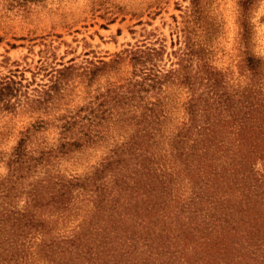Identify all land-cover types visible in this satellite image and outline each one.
<instances>
[{"label":"rangeland","instance_id":"rangeland-1","mask_svg":"<svg viewBox=\"0 0 264 264\" xmlns=\"http://www.w3.org/2000/svg\"><path fill=\"white\" fill-rule=\"evenodd\" d=\"M249 101L258 109L248 128L258 133L264 129V0H0V259L16 252L8 248L22 233L24 213L38 230L26 234L24 251L7 264H85L74 246L88 244L99 245L100 264H163L171 255L138 235L147 234L136 222L147 218L134 214L146 206L145 186L132 188L129 179L125 190L121 182L143 158L129 145L143 140L150 147L154 127V157L171 170L163 162L168 157L179 174L175 199L150 230L169 235L170 250H179L174 264H222L225 246L236 241L249 250L246 238L226 231L183 233L191 219L176 206L189 199L192 179L170 152L177 132L191 125V137H198L196 130L208 126L205 117L238 151L236 117ZM154 113L159 123L153 124ZM251 161L247 180L261 183L262 193L264 151ZM231 177L238 184L224 183L218 204L241 208L245 220L260 223L264 200L250 195L240 176ZM101 183L104 192L96 189ZM202 207L196 225L209 219L211 205ZM115 227L116 240L106 249ZM241 228L246 234L248 224ZM241 253L232 249L230 258L250 260V252Z\"/></svg>","mask_w":264,"mask_h":264},{"label":"trees","instance_id":"trees-1","mask_svg":"<svg viewBox=\"0 0 264 264\" xmlns=\"http://www.w3.org/2000/svg\"><path fill=\"white\" fill-rule=\"evenodd\" d=\"M258 103L249 101V104L246 105V110L242 112L241 115L237 114V121L240 123V129L235 134L237 135V139L240 141V148L238 151H233L227 145H225V139H220L219 134L213 129L214 122L212 123L209 117H205V122L208 123V126H201L196 130V134L198 137L192 138L191 125L187 128H181L179 132L175 135V138L172 140V148L170 151L172 156L174 157L175 165L179 164L183 165L182 170L186 171L187 175L191 176L192 181V190L189 199L186 202L178 204L176 207L180 212H188L189 221L187 226L185 227L184 234L186 235H196L199 232L204 231H226L227 234L232 236H238L240 238H246V241H249L248 248L249 250H245V245H243L239 241H232L230 244H234L232 247L230 245V249L225 246L226 256L220 259V263L222 264H241V261L234 260L230 258V253L232 249H236L239 252L244 249V253H249L250 260L242 264H264V250H262V244L264 242V216H260V223H249L248 220L244 219V210L241 208H234L223 206L222 204H218L220 202H224L220 199L217 190L222 187L224 183H233V177L231 175L240 176L241 181H246L244 186L248 187V189H253V192L250 195H255V191L260 190L262 184L260 183H251V181L247 180L249 178V174L251 173V168L253 167V162L251 158H255V156L259 155L262 151H264L263 141H264V129L258 133H252L248 128L250 120L253 119L254 112L258 109L256 106ZM194 104L189 106V110L191 112V122L192 126L196 127V118L198 116L197 109ZM153 124L159 123L160 119L156 113L153 114ZM152 142L150 143V147L148 144H144L143 140H135L131 145H129L128 149L136 152L137 158L142 156V161L140 163V169H137L134 172H130L127 174L126 179L122 178L121 182L127 185L124 187L125 190L128 189L129 179L134 180V185L132 188H136L137 190L142 189L143 186L145 191L141 194H146V199L144 200L146 206L144 208H137L134 213L135 216L141 218H147V223L144 224L141 221H138L136 218V222L138 226H143V228L147 229V234L138 233L143 239H145L146 245L152 247L153 249L159 250L164 255H171V257H166L167 260L164 261L163 264H174L179 260L178 257V249L174 251L170 250L169 245L166 243L168 234L162 235L160 232L164 230L161 229L156 236L151 232L150 225L153 222L155 224L157 218L160 216V209L167 208L171 202L175 199L176 194L173 192L175 189V184H177L179 174L178 171L172 170L173 166L168 164V157L164 162V165L167 168H171V170L162 169L163 164H158L160 159H156L154 157V152L152 151V146L157 144L158 140H156V136L158 135L157 128L154 129L147 134ZM192 139V143L189 144V140ZM21 145L16 148L17 158L19 160L21 158L22 150L20 149ZM231 151V154H229ZM149 152V154H148ZM169 152V153H170ZM118 159V158H117ZM227 159V160H224ZM117 160V162H119ZM105 168H112V164H109ZM160 169V170H158ZM134 174V176H132ZM125 177V176H124ZM98 179L97 175H93L90 177L91 182L95 183ZM117 183V177L115 178ZM82 182H72L69 184L76 186L81 185L83 187L86 186ZM145 183V184H144ZM238 184V181H235L233 184ZM68 191L70 190L69 185ZM96 189H100L102 192L106 190L104 183L100 185H96ZM228 191V190H226ZM207 192L211 194H207ZM258 193V194H257ZM256 193V198H261L264 200V188L262 193L259 191ZM66 193H61L59 196V202L62 206H65L67 200L64 199ZM140 194V193H139ZM224 194H222L223 196ZM198 197V201L195 199ZM248 198V197H247ZM249 199V198H248ZM251 199V198H250ZM209 202L211 205L210 211L206 214L209 216V219L206 222L197 223V216L201 211L204 210L202 207L204 203ZM187 205V206H186ZM248 206V202H246ZM140 207V206H137ZM187 207V208H186ZM182 208V209H181ZM187 210V211H186ZM251 208L245 210V212L250 214ZM241 213L240 217H237L236 214ZM20 227H22V233H18V238L22 237L23 241L19 243V239L17 238L12 244H10V248H16V252L11 254L8 259V256L0 259V264H7L12 260H18V256L22 254L24 251V245L26 243L24 237L28 236L27 233H31L33 228L38 230L37 224H32L33 217L23 213V219H18ZM194 224V225H192ZM220 226V228L215 226ZM244 224H248V228L246 229V234L242 233V226ZM193 226V227H192ZM28 227V228H27ZM212 227V228H211ZM211 228L210 230H208ZM30 230V231H28ZM28 231V232H26ZM110 234H114L113 238L109 241H104V247L107 249L111 248V243L116 240L117 236V228H111ZM133 233L136 231L133 230ZM107 236V235H106ZM20 238V239H22ZM130 238L134 239V236L131 235ZM158 243V245H154V243ZM73 245V244H72ZM97 245L93 247L92 245H87V247H81L79 245L74 246V250L76 251L77 257L83 258L86 262L85 264H100L98 261L100 260L99 250ZM71 247H68L69 249ZM199 260V259H198ZM7 261V262H6Z\"/></svg>","mask_w":264,"mask_h":264}]
</instances>
